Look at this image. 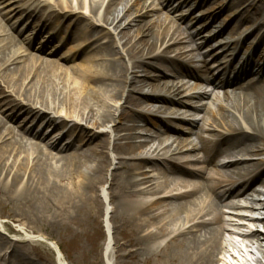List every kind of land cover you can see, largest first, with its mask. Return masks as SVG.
<instances>
[{
	"label": "bare ground",
	"instance_id": "1",
	"mask_svg": "<svg viewBox=\"0 0 264 264\" xmlns=\"http://www.w3.org/2000/svg\"><path fill=\"white\" fill-rule=\"evenodd\" d=\"M16 1L11 17L0 11V210L9 209L8 221L51 225L73 238L88 215L101 212L99 191L107 183L119 236L115 264H226L225 254L238 247L231 235L264 260V179L252 176L264 160L251 161L264 154V79L242 78L264 73V57H248L238 74L222 70L215 87H231L216 111L205 109L208 127L195 133L196 122L184 120L200 110L192 99L204 93L182 99L183 85L173 78L207 82L209 71L191 68L194 57L186 55L185 43H195L200 32L193 38L174 23L145 20V0ZM243 2L264 20V0ZM15 11L37 19L24 40L13 33L18 19L7 24ZM45 28L47 41L60 36L55 50L78 42L77 52L53 58L54 49L33 40ZM100 36L107 41L99 43ZM87 49L92 54L82 63L68 65ZM158 111L182 118L180 126L169 118L154 121ZM150 124L160 128L154 156ZM193 133L199 145L184 150ZM193 151L202 156L185 155ZM11 246L15 252L6 258L0 245L1 264H32ZM98 254L91 264H101Z\"/></svg>",
	"mask_w": 264,
	"mask_h": 264
},
{
	"label": "rangeland",
	"instance_id": "2",
	"mask_svg": "<svg viewBox=\"0 0 264 264\" xmlns=\"http://www.w3.org/2000/svg\"><path fill=\"white\" fill-rule=\"evenodd\" d=\"M148 6L149 15L145 18L152 19L154 22L166 20L174 23L182 32H188L190 36L195 37V33L200 32L201 37L195 40V43L186 42L188 46L186 55L188 57H194L190 63L191 68H200L203 66V70H208L207 82L204 80L191 81L189 79H181L179 77L173 78V82L178 86L183 85L181 88L180 96L182 99H187L189 95L196 93H204L201 99L194 98L192 102L195 103L200 110L194 112L191 116L184 121H195V133L197 128L203 126L208 127V122H204L205 109L216 111L218 104H223V90L229 89L231 86H223L222 89L215 87V82L218 77H221L222 70L227 67L229 72L238 74L244 65V61L249 57L251 61L257 60L259 56L264 57V22L262 15L254 14L253 9L248 5V2L243 0H145ZM19 3L16 0H7L0 5V11L5 16L10 14L8 11H13ZM22 4V3H21ZM121 8V7H120ZM11 17V16H10ZM17 19L19 22L14 27L13 33L22 32L23 35H19V38L24 40L28 38L27 34L33 32L35 24L37 25V19L32 20L26 17V11H15L12 14L11 23L10 20L7 24L13 25ZM36 22V23H35ZM35 23V24H34ZM134 26L129 27L133 29ZM49 28L43 29L37 36L33 37L40 44H43L45 50L50 52L58 43V39L46 40L45 33ZM105 33V31H104ZM113 35L111 34V37ZM115 36V35H114ZM101 37V36H100ZM183 38H187L186 34L182 35ZM45 39V40H42ZM113 39V38H112ZM42 40V41H41ZM107 39L100 38L99 43L106 42ZM115 41V40H114ZM116 42V41H115ZM228 42V45H227ZM123 42L115 44V49L119 51L120 55H123L124 51L120 48ZM78 42H74L72 45L69 43L59 45L58 50H53V58L58 59L66 54L73 55L77 52ZM92 49H87L84 53L78 54L71 62L69 66H77L83 62L88 55L92 54ZM168 55L172 57V53ZM182 61V59H180ZM188 61V60H185ZM260 65L264 64V61L259 62ZM245 66V65H244ZM140 74V72L138 73ZM243 82L252 80L256 83V78L264 79V73L260 76H255L251 72H247L243 75ZM195 85H199L197 88ZM145 91H151L147 88ZM120 102L119 104H121ZM193 112V111H192ZM154 121L156 119H173L174 123L178 126L182 118L176 119L175 116H168L167 114L153 112ZM157 117V118H155ZM26 125H29L26 123ZM150 133L147 137L153 138V144L150 154L154 156L153 151L158 145L157 137L160 134V128L155 126L148 127ZM212 128V127H211ZM175 129H177L175 127ZM58 130V129H57ZM55 130L54 132H56ZM178 130V129H177ZM50 132V131H49ZM54 132H50L51 134ZM212 130L206 131L204 136L211 133ZM187 134L191 144H187L184 147H190L191 145H199L197 134ZM172 142L170 140L167 144ZM175 147L173 144L172 149ZM199 151H193V153H187L185 155H194ZM149 154V155H150ZM198 158L201 157V153L197 154ZM264 160V154L254 157L253 162ZM116 162H114L115 164ZM113 164V165H114ZM111 166V168L113 167ZM182 165V163H181ZM186 165L199 168L202 167L200 162H188ZM147 168V167H145ZM146 173L152 176L153 181H160L157 172H150L146 169ZM264 179V161L260 163L259 169L252 176H258ZM262 181V180H261ZM261 182H255L253 187L260 185ZM108 184L104 183L100 188L99 195L103 202L101 212L92 213L87 216L86 225L82 230L76 232L75 237L67 238L63 233H57L51 225L46 227H35L27 224L24 220L15 218V220H9L11 216L9 209L4 208L0 210V245H2V254L8 255L12 253L13 247L17 249L18 253L27 254L32 264H40L39 258L41 257L42 264H91L90 256L96 253L100 257L101 264H115L114 250L115 240L118 239V234L115 233L112 223L110 221V214L112 212V204L107 197ZM264 200V197H261ZM162 207V203H159ZM259 217L260 214H255ZM236 230V229H235ZM264 233V229L260 228ZM232 240L237 244V249L230 251L229 254H225L224 261L226 264H264L263 258L259 252L253 248H245V242H241V238L236 235H231ZM229 238V237H227ZM121 239V236H120ZM31 243V244H30ZM56 244L62 254H58L57 251L50 247L51 244ZM35 248H33V247ZM79 246L83 254L77 252ZM239 248V249H238ZM15 251H13L14 253ZM12 253V254H13ZM0 259V264L2 263ZM26 264V262H25Z\"/></svg>",
	"mask_w": 264,
	"mask_h": 264
}]
</instances>
